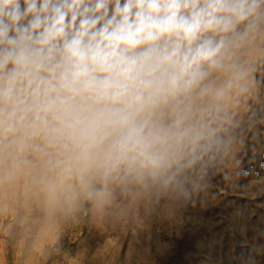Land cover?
<instances>
[{"label": "clouds", "instance_id": "obj_1", "mask_svg": "<svg viewBox=\"0 0 264 264\" xmlns=\"http://www.w3.org/2000/svg\"><path fill=\"white\" fill-rule=\"evenodd\" d=\"M218 190L264 208V0H0V232L160 250Z\"/></svg>", "mask_w": 264, "mask_h": 264}, {"label": "rangeland", "instance_id": "obj_2", "mask_svg": "<svg viewBox=\"0 0 264 264\" xmlns=\"http://www.w3.org/2000/svg\"><path fill=\"white\" fill-rule=\"evenodd\" d=\"M262 216L264 208L218 190L161 234L164 247L139 252L127 232L88 216L49 223L33 216L23 228L0 232V264H245L253 246L264 244ZM256 259L264 264V254Z\"/></svg>", "mask_w": 264, "mask_h": 264}]
</instances>
